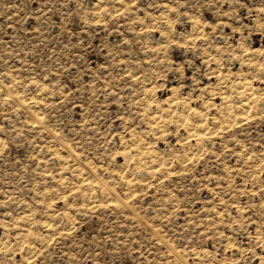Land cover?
Listing matches in <instances>:
<instances>
[{
  "label": "rangeland",
  "instance_id": "obj_1",
  "mask_svg": "<svg viewBox=\"0 0 264 264\" xmlns=\"http://www.w3.org/2000/svg\"><path fill=\"white\" fill-rule=\"evenodd\" d=\"M95 3L0 0V80L14 78L21 88L29 84L30 91L31 80L45 85L46 100L39 106L44 120L56 125L80 155L116 174L114 179L128 171L124 159L114 156L120 136L131 127L147 130L138 103L144 87L151 86L150 96L159 101L172 94L200 105L211 93L219 102L216 70L224 75L242 68L261 86L260 71L243 66V57L232 56L231 50L238 42L264 48L259 9L264 0H124L122 10L104 1L98 5L115 6L116 12L93 21ZM191 16L204 21L205 29L187 41L181 37L191 31ZM1 92L0 242L7 237L15 244L17 229L1 220L29 208L31 230L50 220L52 211L64 229L37 228L44 238L35 240L34 254L22 244L0 245V264H170V245L188 253L189 263L188 250L194 248L202 254L197 264H258L254 258L262 253V241L254 236L264 237V112L217 132L184 169L164 170L126 197L136 217L113 202L77 211L80 198L67 191L74 181L57 179L45 134L24 124L22 108ZM171 127L163 137L148 138L167 156L180 150L178 138L185 137ZM118 178L114 181L122 192ZM66 212L72 216L67 222Z\"/></svg>",
  "mask_w": 264,
  "mask_h": 264
},
{
  "label": "bare ground",
  "instance_id": "obj_2",
  "mask_svg": "<svg viewBox=\"0 0 264 264\" xmlns=\"http://www.w3.org/2000/svg\"><path fill=\"white\" fill-rule=\"evenodd\" d=\"M97 1L98 3L102 4L104 1L106 4H110V2L114 3L115 6L120 7V10H122L121 7L126 4L124 3V0ZM98 3H95L96 5L94 10L97 13H94V17L96 19L94 18L93 21L103 20L102 16H110L112 12H116L117 10L115 6L107 7L102 6V4L98 5ZM91 18H93V16ZM138 20H141V18L138 17ZM203 22L194 18V16H191V31L183 35L181 38L189 41L188 39L193 38V36L199 35V31L205 29ZM205 23L208 24V22ZM194 39L195 37L193 38V40ZM177 40L179 41V39ZM263 40L264 38L261 39V42H263ZM190 41L192 40L190 39ZM183 42L185 41L183 40ZM215 50H220V48L217 46ZM231 51L233 53L232 56H238L239 52V55L242 56L243 59L241 57L236 58H241L243 60V66L251 68V71H260L263 77H261L263 80H260L259 82L261 86H256L252 81L253 75H248L246 71L240 68L235 73H231L230 71L227 74L225 73L224 75H220L219 71L216 70L217 80L220 84L219 87L216 88V97L219 98L218 103L213 101V98H215L213 93L210 94L209 99H203L200 105H196L188 102L187 98L185 97L173 96L172 94L167 95L164 99H162V101H159L152 98V95L150 96V92L152 90L151 86L149 88L144 87L143 89H141L143 92V97L139 98L140 100L138 102L139 105H141L139 108L141 111L139 115H141L142 117L141 121L145 122L144 125L147 127V130L141 131L135 130L132 127L131 129L129 128L127 135L120 136L119 144L117 148L114 149L115 152H118V154H115L114 152V156L116 158L122 157L124 159V166L128 168V171L120 173L119 176L116 177H119L118 179H120V181L122 182L120 183L125 186H123L124 188L122 192L118 190L116 182L114 181L116 179H114L116 174L111 171L108 172V169L105 167L103 168L102 165H99V167L97 165H94L93 162L83 157V155H80L77 150L78 147L76 148L74 144H71V142L69 143L68 140L70 139L67 138L66 140L64 138L65 135L61 134L59 132V128L55 127L56 125L53 126L49 124L48 121H46L47 119L44 120V115L39 106L46 100L44 92H41L42 90L45 91V85L37 84L35 80H31V83L34 86V90L30 91L29 84L27 86L28 88H21L19 81L17 82V80L15 81L14 78L11 79L9 77V83L0 80V90L2 91L0 92L3 93L2 95L8 101L12 102L14 106H16L17 108H22L21 110L24 111L23 113L25 114V122H23L24 124L26 123L28 126H30V128L32 127L33 129L39 128V132L45 134L47 140L45 149L46 151H49L51 153V156L54 155V159L56 161V163H54V165L56 164L57 166L56 169L54 168L57 171L56 176L58 178H56L61 181V183L68 184V180L71 179L72 181H74V184H76L74 185L72 182H70L73 184V186L67 188V191L73 192V195H76L80 198L77 202V199L75 200L76 203L74 202L76 205H78L77 211L82 210L86 206L92 205L93 203L105 204V202H113L116 206L127 208L137 217L134 208L131 207L125 200L126 197L134 194L136 190L143 189L144 187L150 185V182L152 183V180L156 176H160L162 174L161 172L164 170L171 173L176 168L180 170L184 169L185 162L189 161L191 158L197 155V152L202 150L203 147L207 144L208 139H211V137L214 136L217 132H222L226 128L236 125L243 120H249L248 118L252 115H259L264 112V48L256 46H246L244 45V43L238 42L236 47L232 48ZM216 58L217 57L213 59ZM214 72L215 71L213 70L209 71L208 78H212ZM131 77H134L133 79L137 80L136 76H134L133 74L131 75ZM27 89L29 91H27ZM213 89L215 88H212L211 90ZM210 110L215 111L211 113ZM171 126H174V129L176 131L183 130V132L185 133V137L179 136L178 138L177 144H179V146L181 147L180 150H177L174 154L167 156L163 153V151L159 150L156 147H152L150 145V141H148V138L149 135L155 137H163L165 134H167L166 131H168V128H170ZM1 142L2 140L0 139V144ZM175 162L176 165L174 164ZM249 162L251 163L250 160ZM122 167L123 165L121 166V168ZM68 169L70 171L69 177L65 175L66 172H69ZM104 171H106L107 173ZM45 172L46 175H50L51 173V171L48 169H46ZM258 179V182L260 183L262 179ZM43 192L45 193V191ZM61 195L63 196L64 193H62ZM218 199L221 203H225L224 197H220ZM262 204L264 205V203ZM94 206L96 205L94 204ZM231 206L235 207V203ZM241 208V206L238 207L237 211H239V209ZM26 211L27 212H24L18 216L9 218V221L1 220L2 225H13L16 226L17 229L13 241V243L15 244H11L10 240L7 237H4L5 239H1L0 245L7 249L8 247H13L16 245L20 246L22 244L21 247L24 248V251H26V253L34 254V251L37 249V242H35V240L38 239V236H40L41 238L44 235L43 233L41 235L37 228L40 227L47 232L56 230V233H58L59 230L64 229V225L57 224V220H55L53 215L54 212L52 211L49 215L51 216V219L48 218L50 220L47 219L48 221L43 220L40 222V224L37 223L39 227L35 228L37 231H33L31 230V226L27 225L26 223L28 220H30L29 216L32 215V213L31 215H29L30 213H28L29 211H31V209H26ZM55 213L58 212L55 211ZM215 213H217V211H215ZM63 216L66 219V222L67 219L72 220V216H70L69 212L63 213ZM228 219L233 220L234 216H229ZM255 234L256 236H254V238L256 237L258 238L257 240L260 239V241H262V253L259 254L258 257L256 256L254 259L258 260V264H264V237L260 236V233L258 232H255ZM45 235L48 236L47 234ZM227 238L228 240L230 239L229 237ZM232 248L236 249L237 247ZM167 250L172 257V263L170 264H197L199 262H202L201 252L199 254V252L194 248L188 250L189 254H191V256L193 257V262L190 263L186 259L188 253H182L174 245L168 246ZM202 264H204V262Z\"/></svg>",
  "mask_w": 264,
  "mask_h": 264
},
{
  "label": "snow or ice",
  "instance_id": "obj_3",
  "mask_svg": "<svg viewBox=\"0 0 264 264\" xmlns=\"http://www.w3.org/2000/svg\"><path fill=\"white\" fill-rule=\"evenodd\" d=\"M134 2H135V0H134ZM260 11H261L262 13H264V7H262V8L260 9ZM225 15H227V13H225Z\"/></svg>",
  "mask_w": 264,
  "mask_h": 264
},
{
  "label": "clouds",
  "instance_id": "obj_4",
  "mask_svg": "<svg viewBox=\"0 0 264 264\" xmlns=\"http://www.w3.org/2000/svg\"><path fill=\"white\" fill-rule=\"evenodd\" d=\"M236 2H237V3H239V2H240V0H236Z\"/></svg>",
  "mask_w": 264,
  "mask_h": 264
}]
</instances>
